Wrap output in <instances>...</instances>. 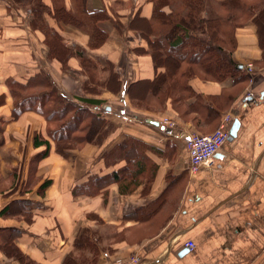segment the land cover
<instances>
[{"label": "crops", "instance_id": "crops-1", "mask_svg": "<svg viewBox=\"0 0 264 264\" xmlns=\"http://www.w3.org/2000/svg\"><path fill=\"white\" fill-rule=\"evenodd\" d=\"M65 4L68 9L75 5L73 0H65ZM86 5L89 11L105 10L110 15L111 19L98 23L109 35L106 43L92 49L86 32L68 26L61 29V34L67 45L83 47L91 59L116 67L123 82L117 93L111 89L85 92L83 83L87 77L81 72L80 60L72 57L66 71L58 61H50L45 35L32 28L30 11L24 8L10 11L7 1L0 0V211L11 202L26 200L31 205L32 216V222L28 223L15 215L0 214V229L25 228L27 232L16 239V244L41 264H62L73 241L84 229L96 228L108 238L110 227H116V232L126 234L129 240L103 242L104 250L97 264H117L133 256L138 257L136 264H264V51L255 21H248L237 32L233 59L250 77L240 91H222L231 82L192 80V87L205 104L212 97L229 92L232 97L224 101L220 120L231 115L240 121L237 135L228 138L215 154L213 163L192 175L188 169L186 139L192 131L201 133L200 130L192 121L178 115L170 99L163 111H152L135 108L128 96L131 83L153 81L157 74L152 57L137 51L149 46L148 39L139 34L140 29L131 30L127 25L137 11L146 21L151 20L153 3L86 0ZM118 18L125 22L123 31L115 26ZM51 26L56 27L55 22ZM248 64L253 65V71L248 70ZM42 70L51 74L66 96L93 110L106 109L114 129L103 145L87 144L81 150H74L68 159L56 153L51 141L50 154L32 170V160L46 149V146L36 148L34 138L40 135L49 139L48 122L34 111L11 120L14 100L7 81L27 79ZM216 98L214 110L224 100L221 96ZM87 99L100 103L91 105ZM194 101L190 98L187 103ZM147 119L159 121L160 126ZM220 120L209 127L211 131H215ZM126 135L146 144L148 160L157 165L146 194L144 184L132 194L124 195L113 183L107 200L103 194L74 197V186L91 175L102 176L126 164L108 167L103 158ZM33 171L35 178L26 189ZM14 178L17 190L11 192ZM45 181L51 184L40 193ZM164 196L166 204L158 207L156 203ZM168 203L177 205L169 220ZM150 205L155 212L149 218L161 215L152 228L150 223H144L143 219L148 218L140 219L137 212ZM147 210L141 213L146 215ZM188 241L195 243V253L186 247ZM185 249L188 252L182 254ZM0 264L20 263L0 248Z\"/></svg>", "mask_w": 264, "mask_h": 264}, {"label": "trees", "instance_id": "trees-1", "mask_svg": "<svg viewBox=\"0 0 264 264\" xmlns=\"http://www.w3.org/2000/svg\"><path fill=\"white\" fill-rule=\"evenodd\" d=\"M6 1L10 11L18 8L30 11L33 16L32 28L45 35L44 45L50 61H58L66 71L72 57L80 60L81 72L87 77L83 83L85 92H103L109 89L114 93L119 92L123 82L116 67L91 59L83 47L67 45L61 34V29L65 26L76 28L89 35V46L92 49L100 48L109 37L98 26L101 20L111 19L105 10L89 11L86 0H73V9L66 7L65 0H50V3L45 0ZM150 1L153 3L152 19L146 21L137 11L127 25L131 30L140 29L139 34L148 39L149 46L138 48L137 51L152 57L157 74L153 81L131 83L127 89L128 96L135 108L152 111H163L170 99L173 109L182 119L192 121L194 127L201 132H212L209 127L219 123L224 101L232 96L228 95L229 92H222L220 96L224 100L221 99L216 106L217 110H214V103H217L215 100L218 99L215 97L220 96L212 97L205 104L202 96L192 87V80L200 78L220 84L231 82L232 85L225 86L222 91H240L250 80L244 69L234 61L233 52L238 43V30L250 20H254L258 26L264 51V0ZM51 22H55L56 27L51 26ZM114 23L118 30L123 31L125 22L121 18ZM152 35L154 39L151 38ZM7 86L14 100L11 120L19 119L25 112L34 111L42 114L48 122L49 139L40 135L34 138L36 148L46 146V149L32 160V170L37 169L38 163L50 154L51 141L56 153L68 159L74 150H81L87 144L103 145L114 129V123L107 117L106 109L93 110L80 104L78 99L66 96L46 70L27 79H10ZM134 91H137L136 95ZM145 91L149 93L145 95ZM190 98L195 101L188 104ZM86 102L91 105L100 103L88 99ZM147 148L143 142L126 135L122 142L103 154L108 167H116L124 162L126 164L102 176L91 175L85 182L74 186L72 195L77 197L103 194L107 200L109 186L113 183L119 186L120 193L124 195L132 194L144 184L143 193L146 194L157 170V165L148 160ZM34 178L33 171L26 189L31 186ZM50 184V181H45L39 188L40 193ZM10 188L11 192L17 190L16 178ZM156 204L158 207L166 204L165 196ZM30 206L26 200L14 201L5 206L0 214L15 215L18 219L23 218L31 223ZM150 207L151 205L140 208L137 212L140 219L144 216L148 218L143 219L144 223H150L152 228L158 224L161 215L149 218L155 212ZM166 207V218L169 220L177 205L168 203ZM146 210V215L141 213ZM89 216L94 217L93 214ZM26 232L23 227L0 229V248L6 256L20 264H41L16 244V239ZM108 235L106 238L105 232L96 228L84 229L73 241V247L62 264H97L105 242L109 240L112 244L129 240L126 234L116 232V227H110ZM109 250L113 251L112 245Z\"/></svg>", "mask_w": 264, "mask_h": 264}, {"label": "built area", "instance_id": "built-area-1", "mask_svg": "<svg viewBox=\"0 0 264 264\" xmlns=\"http://www.w3.org/2000/svg\"><path fill=\"white\" fill-rule=\"evenodd\" d=\"M248 70L253 71V65L248 64ZM234 119L231 115H225L219 126L209 134H202L192 131L187 135L186 148L189 154V171L192 175L198 173L201 168L213 163L215 154L223 147L230 136L231 123ZM186 247L190 252L195 253L196 245L188 241ZM138 257L133 256L122 260L117 264H136Z\"/></svg>", "mask_w": 264, "mask_h": 264}, {"label": "water", "instance_id": "water-1", "mask_svg": "<svg viewBox=\"0 0 264 264\" xmlns=\"http://www.w3.org/2000/svg\"><path fill=\"white\" fill-rule=\"evenodd\" d=\"M107 110H110V108H108ZM147 121L149 123H152V124L156 125V126H160V122L159 121L150 120V119H147ZM239 127H240V121L238 119L234 120V122H233V124H232V126L230 128V136H229L230 138L231 137H235L237 135V131H238ZM187 252H188V249H185L182 252V254H186Z\"/></svg>", "mask_w": 264, "mask_h": 264}, {"label": "rangeland", "instance_id": "rangeland-1", "mask_svg": "<svg viewBox=\"0 0 264 264\" xmlns=\"http://www.w3.org/2000/svg\"><path fill=\"white\" fill-rule=\"evenodd\" d=\"M201 132V131H200ZM213 132V131H212ZM212 132H210L209 130L207 131V130H205V131H203V132H201L202 134H208V133H212Z\"/></svg>", "mask_w": 264, "mask_h": 264}]
</instances>
